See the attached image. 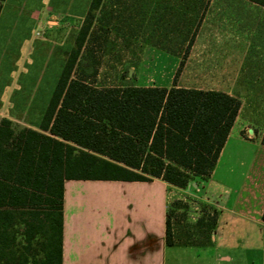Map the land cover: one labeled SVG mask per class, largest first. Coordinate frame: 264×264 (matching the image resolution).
<instances>
[{
	"label": "crops",
	"instance_id": "obj_1",
	"mask_svg": "<svg viewBox=\"0 0 264 264\" xmlns=\"http://www.w3.org/2000/svg\"><path fill=\"white\" fill-rule=\"evenodd\" d=\"M245 1L256 6L255 15L263 26L240 36L224 35V43L216 44L232 53L239 48L242 65L235 77L226 61L213 65L208 84H176L175 77L198 37V33H194V21L200 15V0L164 3V19L169 23V31L123 36L135 41L129 48L153 46L160 50L157 52L175 56L167 73L179 58L171 84L158 83L153 78L145 83L98 84L99 70H96L93 84L97 87L126 83L170 87L175 83L184 88L225 92L238 98L240 107L210 175L195 177L184 188L159 178L151 181L65 180L62 264H264V145L261 142L264 133V6ZM14 3V0H4L0 10V120L6 117L14 125L41 131L40 122L56 81L40 95L32 110L28 100L12 96L15 88L30 86L26 80L30 72V68H25L29 54L26 48H32L34 37L33 33L25 37L21 28L12 39L14 31L11 33L7 25L11 20L13 25L17 19L7 16L6 9ZM142 13L147 15L145 11ZM172 17L177 19L172 20ZM153 39H164V44L144 42ZM129 70L126 78L131 77ZM161 79L166 81L168 75ZM38 82L39 77L33 87ZM94 184L109 185L110 189L100 193ZM176 194H180L174 198L176 201L193 196L197 215L191 226L205 230L206 240H182L188 229L182 228L181 221L173 222L171 218L174 244H166V213L174 202L170 203L169 198ZM207 214H214V224H198L197 220Z\"/></svg>",
	"mask_w": 264,
	"mask_h": 264
},
{
	"label": "trees",
	"instance_id": "obj_2",
	"mask_svg": "<svg viewBox=\"0 0 264 264\" xmlns=\"http://www.w3.org/2000/svg\"><path fill=\"white\" fill-rule=\"evenodd\" d=\"M102 1L88 4L43 113L41 131L16 126L6 117L0 120V264H62L67 179L159 178L184 188L195 177H208L237 115L239 99L214 89L175 83L95 86V60L90 50L83 55L81 50ZM249 1L264 6V0ZM124 2L119 14L144 12L141 4L126 7ZM152 26L145 23L143 32L151 33ZM170 29L164 22V31ZM168 207L165 241L173 245L171 218L179 223L184 213L174 209L185 205L174 201ZM208 217L197 223L211 226L214 214L206 223Z\"/></svg>",
	"mask_w": 264,
	"mask_h": 264
},
{
	"label": "rangeland",
	"instance_id": "obj_3",
	"mask_svg": "<svg viewBox=\"0 0 264 264\" xmlns=\"http://www.w3.org/2000/svg\"><path fill=\"white\" fill-rule=\"evenodd\" d=\"M15 3L6 9V15L17 19L12 25V20L7 25L8 30L13 33V38L22 29L25 37L34 34L31 40L32 48L26 57L25 68L29 69L26 80L29 87L15 88L12 96L21 100H28L32 104L31 110L39 101L40 95L49 89L50 84L57 80L62 71L67 54L74 47L75 39L79 28L86 16L88 4L91 0H14ZM125 1V2H124ZM193 2L195 0H103L100 8L96 11L95 17L88 32L81 54H88L95 60L94 67L99 70L98 84L138 82L145 83L156 79L158 83L171 84L178 67L177 58L172 70L167 73L172 66V59L175 56H166L158 48L145 46L144 48L132 49L129 44L134 40L123 39L128 33H142L146 31L144 24L153 23L151 33H164V3L166 2ZM197 1V0H196ZM141 4L144 13L119 14L120 7ZM202 2L200 15L194 21L196 26L194 33L198 37L189 57L185 60V65L175 77L176 84L181 86L203 85L209 83L210 70L214 64L228 62V68L232 69L235 77L242 65L240 61L239 48L234 53L229 49L216 47L218 43H224V35L235 33L238 36L245 32H255L263 25L255 15L256 6H252L245 0H200ZM154 9V11H151ZM145 12V13H146ZM151 12V15L149 14ZM122 17H121V16ZM172 20L177 18L172 17ZM49 21V22H48ZM151 28V26H149ZM10 33V34H11ZM125 33V34H120ZM237 36V37H238ZM217 39V40H216ZM14 40H12L13 42ZM10 43V45L12 44ZM27 40L26 43L27 44ZM141 42V41H140ZM152 44H164V39L150 40ZM176 43V41H173ZM26 46V45H25ZM11 47V46H10ZM236 47V46H235ZM91 57L88 59L91 60ZM5 63V60H3ZM32 61V64L30 62ZM88 60H86L87 62ZM29 63V64H28ZM3 65V64H2ZM29 65V66H28ZM40 67V68H39ZM3 69V66L1 70ZM130 69V70H129ZM131 71V77L126 78L127 72ZM25 74V73H24ZM1 75V71H0ZM28 75L30 77H28ZM168 75L164 81L161 77ZM39 77L36 87L34 81ZM120 79V80H119ZM95 82V81H94ZM31 116V112L30 115ZM17 125V124H16ZM19 124L17 126H20ZM94 187L102 193L110 189L109 185L94 184ZM180 194L171 195L170 203ZM185 207L174 209L175 214L184 213L181 225L183 229H188L186 235H182V240L204 241L206 231L192 228L197 215V208L194 205L193 196H186L184 201L180 200ZM171 205V204H170ZM168 209H172L169 208ZM175 216V215H174ZM210 217V215H207ZM206 216V217H207ZM209 217L206 223L210 222ZM172 216V221H175Z\"/></svg>",
	"mask_w": 264,
	"mask_h": 264
}]
</instances>
